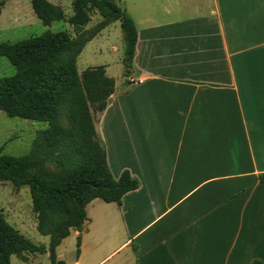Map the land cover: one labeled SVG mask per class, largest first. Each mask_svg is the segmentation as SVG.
<instances>
[{
	"label": "crops",
	"instance_id": "1",
	"mask_svg": "<svg viewBox=\"0 0 264 264\" xmlns=\"http://www.w3.org/2000/svg\"><path fill=\"white\" fill-rule=\"evenodd\" d=\"M118 2L137 41L124 81L101 65L114 91L94 127L113 179L138 187L91 201L57 259L264 264V0Z\"/></svg>",
	"mask_w": 264,
	"mask_h": 264
},
{
	"label": "trees",
	"instance_id": "2",
	"mask_svg": "<svg viewBox=\"0 0 264 264\" xmlns=\"http://www.w3.org/2000/svg\"><path fill=\"white\" fill-rule=\"evenodd\" d=\"M6 1L0 0V10ZM30 1L44 26L65 19L59 6L47 0ZM71 5L73 14L67 23L75 29L74 37L67 31H45L0 43V56L14 67L12 75L0 78V111L47 125L37 133L29 153L12 156L0 150V181H9L15 188L28 187L37 231L49 238L47 248L35 245L0 212V264H11L13 256L24 261L26 254L46 252L50 264H65L57 259L56 248L72 231H82L86 206L95 199L120 204L123 195L138 187L128 171L113 179L95 132L93 114L105 109L114 91L113 80L102 66L81 73L76 66L85 44L118 21L124 40L123 63L129 67L137 41L135 24L114 0H72ZM93 11L101 19L91 30L84 29ZM260 179L264 181V175ZM79 242L78 237L77 247Z\"/></svg>",
	"mask_w": 264,
	"mask_h": 264
},
{
	"label": "rangeland",
	"instance_id": "3",
	"mask_svg": "<svg viewBox=\"0 0 264 264\" xmlns=\"http://www.w3.org/2000/svg\"><path fill=\"white\" fill-rule=\"evenodd\" d=\"M59 6L64 15L63 21H55L44 26L33 13L30 0H7L0 10V43H14L45 31H67L72 37L76 31L67 23L72 14V0H48ZM121 5L118 0H114ZM121 7V6H120ZM91 22L88 30L95 27L99 17L95 11L90 12ZM114 48V50H111ZM124 40L119 22H114L103 29L93 40L88 42L76 66L78 73L95 66L107 65V74L117 81H124L129 67L123 63ZM14 73V67L5 57L0 56V78ZM97 113L93 114L94 119ZM46 124L12 118L0 111V150L2 154L22 156L30 152L37 133L44 130ZM0 212L6 221L35 245L48 247L49 238L37 231V214L32 207L29 189L26 186L15 188L9 181H0ZM77 239L74 234L62 241L58 252L63 253L67 262L76 254ZM24 261L11 257V264H50L48 252L45 254H26Z\"/></svg>",
	"mask_w": 264,
	"mask_h": 264
},
{
	"label": "built area",
	"instance_id": "4",
	"mask_svg": "<svg viewBox=\"0 0 264 264\" xmlns=\"http://www.w3.org/2000/svg\"><path fill=\"white\" fill-rule=\"evenodd\" d=\"M143 82V79H138V78H134V77H129L128 78V83L129 84H141Z\"/></svg>",
	"mask_w": 264,
	"mask_h": 264
}]
</instances>
